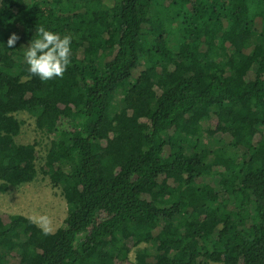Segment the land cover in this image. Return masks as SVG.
<instances>
[{
  "label": "trees",
  "instance_id": "1",
  "mask_svg": "<svg viewBox=\"0 0 264 264\" xmlns=\"http://www.w3.org/2000/svg\"><path fill=\"white\" fill-rule=\"evenodd\" d=\"M39 26L62 79L28 72ZM20 112L66 217L0 216V264H264V0H0V191L39 173Z\"/></svg>",
  "mask_w": 264,
  "mask_h": 264
},
{
  "label": "rangeland",
  "instance_id": "2",
  "mask_svg": "<svg viewBox=\"0 0 264 264\" xmlns=\"http://www.w3.org/2000/svg\"><path fill=\"white\" fill-rule=\"evenodd\" d=\"M22 122V128L16 141L21 144H36L37 166L39 173L36 179L15 190L0 191V216L8 215L31 217L47 214L51 220L54 232L61 228L66 217V203L59 188L53 187L40 170L44 164L46 151L53 139L51 129L37 131L34 119L25 112L15 115ZM126 264H135L134 250L129 254Z\"/></svg>",
  "mask_w": 264,
  "mask_h": 264
},
{
  "label": "clouds",
  "instance_id": "3",
  "mask_svg": "<svg viewBox=\"0 0 264 264\" xmlns=\"http://www.w3.org/2000/svg\"><path fill=\"white\" fill-rule=\"evenodd\" d=\"M36 37L30 41L24 52L28 72L32 76L39 77L41 81L62 79L70 65L72 36L70 34L62 36L47 30L44 26H39L36 29ZM19 39L15 32L11 33L7 39V47L13 48ZM29 219L45 236L53 233L52 220L47 214L34 215Z\"/></svg>",
  "mask_w": 264,
  "mask_h": 264
}]
</instances>
